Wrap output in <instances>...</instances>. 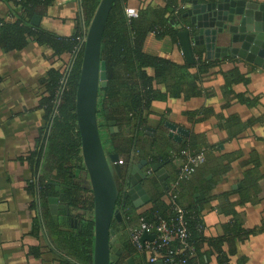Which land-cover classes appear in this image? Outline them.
Segmentation results:
<instances>
[{
    "label": "crops",
    "instance_id": "0c3cea01",
    "mask_svg": "<svg viewBox=\"0 0 264 264\" xmlns=\"http://www.w3.org/2000/svg\"><path fill=\"white\" fill-rule=\"evenodd\" d=\"M130 7L137 9L135 2ZM12 10L7 2L0 1V18L5 23L16 20ZM34 16L40 18L38 26L32 24ZM34 16L33 30H41L58 41L79 36L78 45L89 26L81 0H54L50 6L39 5ZM151 48L147 46V50L167 57L174 64L170 78L157 86L163 93L168 91L166 98L153 103L136 145H132L131 129L118 125L117 149L110 144L109 134L107 152L118 151L120 160H127L135 147L142 158L157 157L163 163L169 175L167 185L157 177L154 189L147 183L153 200L163 193L168 195L175 182L180 162L178 151L207 148L206 162L179 188L182 203L201 210L199 219L204 225V237L198 242L200 256L195 262L264 264L263 66L244 58L226 59L221 64L210 61L211 65L192 87V77L200 75L195 58L190 63L182 47L173 45L169 38L160 42L158 49ZM201 48L205 52V46ZM56 53L51 46L35 41L20 50L0 47V264H79L68 258L57 237L51 234L50 214L35 212L37 196L29 182L32 170L25 160L35 150L41 135L39 147L43 145L49 129L40 108L45 80L52 70H65L66 74L74 56L70 52L61 56ZM254 56L256 60L262 58L260 54ZM259 61L264 64V56ZM178 81L181 88L176 97L169 87ZM163 118L188 131L182 142L167 138L160 124ZM169 153L171 158H160ZM256 167H260L259 172L249 178V192L244 194L245 174ZM149 208L150 203L133 215L131 228L140 226L138 214ZM87 214L72 212L81 223L80 216L84 215L86 220ZM45 217L49 219L47 223ZM59 221L58 218L59 226L54 223L56 231L67 232L66 225Z\"/></svg>",
    "mask_w": 264,
    "mask_h": 264
},
{
    "label": "trees",
    "instance_id": "16d2710c",
    "mask_svg": "<svg viewBox=\"0 0 264 264\" xmlns=\"http://www.w3.org/2000/svg\"><path fill=\"white\" fill-rule=\"evenodd\" d=\"M5 1L13 8L16 20L13 23H5L0 18V47L7 51L20 50L29 42L35 41L40 45H49L57 53L62 55L70 52L76 53L79 48L78 38L73 37L67 40H54L42 33L41 30H33L31 20L36 13L39 5L50 6L54 0H0ZM101 0H81L83 14L87 26L90 24L97 7ZM186 0H115L110 12L106 29L103 36L102 59L106 62L108 74V86L100 90L101 113L107 121H117L118 125L129 127L134 136L132 145H136L137 138L142 135L144 126L147 125L148 116L155 101L164 99L165 93L157 88L160 83H165L170 77L169 73L173 67V62L167 57L147 50L151 45L152 50L158 49L160 42L169 38L173 45L178 43V35L182 30V15L176 14V7ZM135 2L139 11L136 19L128 20L126 9ZM83 33L81 37H84ZM84 43L74 57L69 72L66 77V84L59 103L56 104L57 92L61 87V81L65 76V70H52L45 80L44 91L41 94L40 108L43 111V118L49 124L44 143L39 144L42 135L36 140L35 150L31 151L25 160L31 168L32 176L29 180L32 191L35 195L43 193L49 196L54 190V184L59 180L68 185H76L75 176L72 168H80L81 157V135L77 125L76 115V93L80 79L81 66L83 61ZM200 56L202 54L196 52ZM199 74L192 77V87L198 83V79L206 72L207 60L200 58ZM66 68V63L62 68ZM168 86V85H167ZM172 87V88H171ZM195 87V86H194ZM174 96H179L181 84L179 81L170 86ZM100 99V95H99ZM99 106V105H98ZM99 113V112H98ZM124 116V117H121ZM120 134L111 135L112 141ZM178 151L177 156L181 151ZM207 151V148H203ZM190 150V149H188ZM195 150V151H192ZM199 149H191L198 152ZM170 156L160 157L162 160ZM175 156V155H174ZM173 157V160L177 159ZM150 163H156V157H147ZM23 160V159H22ZM260 167L247 171L243 180L245 191L249 192V178L255 177ZM178 174V171H177ZM176 174V178H177ZM187 181V180H186ZM54 183V184H53ZM181 186V185H180ZM253 186V184H252ZM246 188V189H245ZM79 187L74 190L78 194ZM245 194V193H244ZM248 194V193H247ZM72 193L70 194V196ZM182 195L179 194L180 203L190 212L187 218L189 231V242L194 249L192 255L189 252L186 264H196V259L200 256L198 242L204 237V225L199 219L201 210L195 205L185 206L182 203ZM167 199V200H166ZM81 205L92 211L94 210V199L91 197L81 198ZM118 204L124 210L125 218L114 220L112 228L118 236V248L122 256L117 263L129 264L132 259L134 264H152L150 259L153 253L140 252L132 240V217L141 209L134 208L131 200H126L124 193L120 195ZM126 210V214H125ZM37 212V209L36 211ZM145 213H140L139 218H144L148 223H157L159 219H171L173 213L170 208V200L166 193L154 197L150 203V208ZM51 220V219H50ZM94 221L86 219L82 224L80 233L56 231L54 222L51 220L50 231L57 237L59 247L66 252L68 258L76 260L79 264H93V245H94ZM116 246V245H115ZM115 246L113 248H115ZM84 247V250H83ZM179 250V244L173 246V250ZM160 252V253H159ZM158 252L160 258L165 257L167 250ZM181 254V252H179ZM179 257V256H178ZM66 260V259H65ZM170 264V263H164Z\"/></svg>",
    "mask_w": 264,
    "mask_h": 264
},
{
    "label": "water",
    "instance_id": "95a60500",
    "mask_svg": "<svg viewBox=\"0 0 264 264\" xmlns=\"http://www.w3.org/2000/svg\"><path fill=\"white\" fill-rule=\"evenodd\" d=\"M115 0H101L97 10L88 26L85 40L83 61L80 79L76 93L77 125L81 135V156L87 169L94 199V245L93 264L117 263L122 252H113L112 249L118 242V236L112 228L114 220L121 221L122 214L117 208L119 188L116 175L122 177V168L119 163L120 156L117 153H107L100 132L98 120V105L100 90L108 86V74L106 62L102 59L103 36L108 18ZM185 16L191 18L192 24L198 30L195 37L197 45H205L207 59L218 58L222 52L227 53L229 48L225 44L232 35L231 56L244 58L263 66L259 59H263L264 50V3L246 2L245 0H189ZM228 7L225 13L222 9ZM223 14V15H222ZM39 16H34L32 24L39 25ZM184 54L189 62H194L191 41L187 32L180 36ZM215 53V55H214ZM255 54L262 58L255 59ZM214 55V56H213ZM223 56H227L223 54ZM111 134L119 131L113 128L115 122H109ZM170 129V138L182 141L188 131L177 125L167 122ZM148 162L143 160L138 165H133L130 171V190L128 196L136 209H141L151 203V196L145 189L143 182L148 180L145 173ZM157 174L160 181L167 185L168 173L161 163H153L150 166ZM59 199L52 198L51 202ZM53 208V207H52ZM65 212L52 209L55 222L58 224L59 214H70L69 206ZM78 224V220H73ZM155 235L144 232L141 243L153 241ZM84 250V247H83ZM129 264H134L132 259ZM157 264H163L159 261Z\"/></svg>",
    "mask_w": 264,
    "mask_h": 264
},
{
    "label": "flooded vegetation",
    "instance_id": "af4514ba",
    "mask_svg": "<svg viewBox=\"0 0 264 264\" xmlns=\"http://www.w3.org/2000/svg\"><path fill=\"white\" fill-rule=\"evenodd\" d=\"M246 2H255L257 4H262L264 3V1H261V0H245ZM189 0H186L185 2L179 4L178 7H176V14H181L182 15V30L180 31L179 35H178V41H180V45L179 44H176L175 46H181L182 47V44H181V34L184 33V32H187L188 34V37L191 41V46H192V52H193V55H194V58L196 59L197 61V64L200 66L201 62H200V58L201 57H204L206 60H207V65H211V62L210 61H219V64L223 63L224 60L226 59H229V61L231 60H235V59H239V57H232L231 56V46H232V35L230 34V39L228 40V42L225 44V46L227 48H229L228 52L225 53V52H222V55H220V57L216 58L214 57L213 59H207L206 58V55H207V50L205 49V52L202 51V48L201 47H204L205 45H197L195 43V37L198 36V30L197 28L192 24L191 22V18L188 17V16H185L186 13H187V8H189L191 5L189 4ZM225 10L222 9V13L224 12V17L226 18V15L225 13L228 11V7H225L224 8ZM138 11V9H136ZM223 15V14H222ZM138 16H139V11H138ZM138 18V17H137ZM206 48V47H205ZM182 50H183V47H182ZM184 52V51H183ZM196 52L202 54L201 56L199 54H196ZM223 54H226L227 56H223ZM215 55V53H214ZM213 55V56H214ZM189 61V60H188ZM191 63V62H190ZM194 63V62H193ZM234 70V69H233ZM235 71V70H234ZM232 71V72H234ZM230 74H233L230 72ZM253 76H254V73H253ZM121 117H124L121 115ZM109 122H115V125H113V128H116L118 127V122L117 121H107V128L108 130L110 129L109 128V125L108 123ZM168 121L166 119H161V122L160 124H162L161 126L164 128V130L166 131V136L167 138H170V129L167 127L166 123ZM171 122V121H169ZM173 123V122H172ZM174 124V123H173ZM153 130V129H152ZM110 132V130H109ZM119 132V131H118ZM118 132L114 133V134H117ZM111 134V133H110ZM114 134H111V135H114ZM185 137V136H184ZM171 139V138H170ZM175 142H178V140H174L173 138L171 139ZM182 142V141H181ZM113 144L114 147L117 149V145H116V141L115 139L112 141H110V144ZM139 150L137 148L134 147V150H133V154L129 156V158L127 160H120L122 162L119 161L120 165H121V168H122V177H119L116 175V181H117V185H118V188H119V198L120 199V195H122L124 193V196H125V199L128 201V200H131V197L128 196V191L130 190V171L133 167V165H138L141 161L145 160L148 162V167H145V173L148 175V180L144 181L143 182V185L145 187V189L147 190V192L149 193V190L147 188V183H150V186L154 189L155 188V182L157 181L155 179V177H157V174L152 170V168L150 167L151 166V163H150V160L149 158H142L141 157V154H140V151L138 152ZM107 152V151H106ZM107 153H117L119 154L118 151H114V152H107ZM120 156V154H119ZM156 163H160V162H156ZM163 164V163H161ZM164 166V165H163ZM158 178V177H157ZM159 179V178H158ZM77 182V181H76ZM64 184H60V183H53L54 184V190H52V194L49 195V196H43V193H40L39 195H36L37 198V205H36V209L38 212H43V213H46V214H50L51 216V219L54 223L55 222V216L56 214H53L51 213L52 212V209H55V210H58V212H65V208L66 206H69V209L68 210L70 212V214H59L58 218L60 219L59 222H61L62 225H66L68 231L67 232H72V233H80L81 231V228H82V224L84 223V215L80 216L82 218V222H79V219L77 218H74L72 216V212H85L88 213V218L86 219H92L90 217V215L92 214L94 216V210L92 211H89L87 210L86 208L83 207V205H81V198H83V190L82 188H80L79 184L77 183L78 187H79V190H78V195H75L74 193V190H77V186L76 185H68L67 183H65L64 181L62 182ZM150 187V189H151ZM72 193V195L70 196V194ZM93 195V194H92ZM149 195L151 196V194L149 193ZM39 197V198H38ZM85 197V196H84ZM52 198H57L59 199L58 202L54 203V202H51V199ZM152 198V196H151ZM132 201V200H131ZM152 202V200H151ZM53 207V208H52ZM117 208L120 210V212L122 213L124 210L121 208V205L117 203ZM139 210V209H138ZM49 212V213H48ZM93 212V213H92ZM45 214V215H46ZM78 220V224H75L73 222V220ZM45 223H47V221H49V219H47L45 217L44 219ZM93 221H94V217H93ZM56 225V224H55ZM60 224L58 223L57 226H59ZM55 227V226H54ZM70 230V231H69ZM116 245V244H115ZM113 252H116L118 251L117 249L113 248L112 249ZM61 256L63 257H67L65 256V254L63 253H59Z\"/></svg>",
    "mask_w": 264,
    "mask_h": 264
},
{
    "label": "built area",
    "instance_id": "2783aa9c",
    "mask_svg": "<svg viewBox=\"0 0 264 264\" xmlns=\"http://www.w3.org/2000/svg\"><path fill=\"white\" fill-rule=\"evenodd\" d=\"M126 16L128 20L136 19L138 17V11L135 8L129 7L126 9ZM84 40L85 37H81L80 46L84 43ZM80 46L79 48H76L77 50L74 56L79 51ZM69 69L61 81V87L58 90L56 96V104L59 103V98L61 97L65 88L66 77ZM206 152L207 151L205 149H201L198 152H192L188 149L181 151L179 157L180 162L178 161L179 168L177 178L168 189V198L170 200V208L173 213V217L171 219L160 218L157 223H148L144 218H141L140 226L132 230V240L135 243L137 249L140 252L156 254L150 259L152 264H157L159 261H162L163 264H186L189 252H191L192 255L194 253V249L189 242L190 236L187 227V218L190 217V212L180 203L179 188L181 182L190 179L197 169L206 162ZM144 232H148V234H154L155 239L153 241L148 240L142 244L140 239ZM175 244H179V250L178 248L173 250V246ZM161 250L168 251L163 258H160L158 255V252ZM179 252H181V254Z\"/></svg>",
    "mask_w": 264,
    "mask_h": 264
},
{
    "label": "rangeland",
    "instance_id": "374dc122",
    "mask_svg": "<svg viewBox=\"0 0 264 264\" xmlns=\"http://www.w3.org/2000/svg\"><path fill=\"white\" fill-rule=\"evenodd\" d=\"M101 95L100 94V99H99V106H98V120H99V125H100V132H101V135H102V141H103V145H104V148L105 150L107 151L110 147H109V130L107 128V123L105 122L103 116H102V113H101ZM82 157V156H81ZM80 165V168L78 167H75V164H73L74 167H71L72 168V172L75 176V179L77 180V183L79 184L80 188H82L83 190V197L86 196V197H91L93 196V192H92V188H91V183H90V179H89V175H88V172H87V169L83 163V159L82 161L79 163ZM93 213V212H92ZM90 217L93 219V215L91 214Z\"/></svg>",
    "mask_w": 264,
    "mask_h": 264
},
{
    "label": "clouds",
    "instance_id": "9594fccd",
    "mask_svg": "<svg viewBox=\"0 0 264 264\" xmlns=\"http://www.w3.org/2000/svg\"><path fill=\"white\" fill-rule=\"evenodd\" d=\"M85 37V36H84Z\"/></svg>",
    "mask_w": 264,
    "mask_h": 264
}]
</instances>
